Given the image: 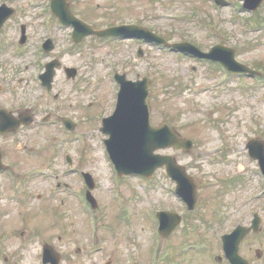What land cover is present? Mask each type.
<instances>
[{"label":"rangeland","instance_id":"rangeland-1","mask_svg":"<svg viewBox=\"0 0 264 264\" xmlns=\"http://www.w3.org/2000/svg\"><path fill=\"white\" fill-rule=\"evenodd\" d=\"M228 1L230 4L218 8L214 0H71L78 12L91 13L88 19L96 22L97 27L138 20L172 44L192 42L206 52L216 44H223L237 50L240 63L261 71L264 76V28L255 27L257 21L264 19V1L255 12L243 9V0ZM92 40L73 60L65 58V63L75 64L79 72L76 80L62 87L61 111L76 112L80 139L62 142V138L49 137L52 132L57 133L55 127L40 128L29 131L20 144L10 141L11 146L7 147V160L18 167L14 179L0 174V191L5 198L0 201V264H43L42 243L46 241L52 242L61 254L64 259L61 264H106L109 260L112 264H129L130 260L153 264L149 254L154 245L153 217L148 214L149 209L160 207L182 212L170 189L161 187V182H171L165 168L158 169L151 178L117 175L105 149L103 138L107 136L100 130L101 117L113 112L115 100L109 67L102 64L103 58L115 62L128 78L148 75L153 121L170 123L194 142L189 152L174 148L158 150L174 156L185 166L199 188L201 201L196 213L203 212L206 216L197 220L199 213L192 215L200 228L198 232H189L187 241L207 237L212 240L210 247H214L218 243L215 231L222 234L238 223L249 224L252 212L261 209L262 231L250 243L264 254V182L258 162L250 158L246 149L250 140H264V84L148 44L142 45L144 55L138 56L137 47L141 45L138 41L97 43L89 48ZM22 147L21 156L17 149ZM32 148L46 151L41 154L37 149L41 161L26 160ZM56 149L60 154L53 165L61 167L60 172L64 170L61 154L69 152L82 170L94 175L97 186L92 192L98 200L95 232L99 238L94 244L91 232L95 228L81 209L77 213V201L62 190H55L56 179L31 171L53 161L48 155ZM84 185L78 179L76 186L85 190ZM26 186L30 188L22 196L23 204L9 200L13 190ZM50 191H55L51 201ZM121 200L131 210L130 216L128 210H118L122 205L116 202ZM207 224L211 228L203 231ZM133 229L138 230L132 232ZM171 241L174 243V239ZM171 241L155 245L154 251H158L153 257L155 264H176L166 260V253L171 252L166 243ZM176 245L181 247L183 243ZM98 246L104 249L94 252ZM256 248L250 253L255 260ZM180 250L173 253L172 259H181ZM4 256L9 258L8 262L3 260ZM196 259L200 264L208 260L203 253Z\"/></svg>","mask_w":264,"mask_h":264},{"label":"flooded vegetation","instance_id":"flooded-vegetation-1","mask_svg":"<svg viewBox=\"0 0 264 264\" xmlns=\"http://www.w3.org/2000/svg\"><path fill=\"white\" fill-rule=\"evenodd\" d=\"M64 2L69 4L75 16L90 24L94 29L112 25L97 27L96 22L88 19L91 13L78 12L73 8L71 0H0V126L1 124L12 123L14 117L23 116L27 119H34L32 124L22 125L11 133L3 134L0 132V150L9 172H14L18 167L15 162L7 160V147L11 146L10 141H16L20 144L23 136H28L29 131L55 127L57 133L52 132L50 138L56 140L62 138V142H65L66 139L68 142L73 143L80 132L76 112L74 110L70 113L61 111L64 108V101L61 100L62 87L68 81L76 80V74L79 72V67L73 63L66 64L65 58L67 57L69 62L73 60L74 55L87 44L90 38L93 40L89 48H94L97 43H107V41L99 40L94 34L85 35V33L82 39L77 37L76 40L74 24L71 22L68 23L69 25L64 24L59 16L61 9L64 10ZM53 4L57 14L54 11ZM79 35L81 36L80 33ZM42 77L49 81L51 89L46 87L47 85ZM13 90L17 95H13ZM19 98H21V101ZM37 149L32 148L26 154L27 161L34 158L42 160L39 153L46 154V151L38 149L39 153H37ZM23 150V147L17 149L19 155ZM33 151H35V154H33ZM59 154V149H56V151L51 150L48 156H51L53 161H48V165H44L45 167L41 166L44 163L35 166L31 171L37 173L38 171L47 170L53 173L54 177L48 178L56 179L55 186L57 189L62 190L66 196L77 201L78 213L80 212V202L76 196L75 188L80 177L75 173V170L79 169L80 165L69 152H63L61 160L64 170L60 172L62 168L53 165ZM3 173H6V171L0 172V174ZM7 177L12 179L9 176ZM61 177L68 178V180L59 181ZM29 188L30 186H26L23 190H13L9 195V200L19 201V204H23L22 196L28 194ZM49 193H52L49 199L51 201L55 197V191ZM1 200H5V198L0 191ZM162 209L177 212L171 208ZM181 211L178 212L181 216L180 222L171 232V238L174 239L172 256L176 250L184 246L179 247L176 244H185L187 238L190 237L189 232H198L200 228V225L192 220L195 218L192 217L193 213H187L185 206L181 207ZM204 216L206 214L200 212L196 219L203 220ZM207 227H211V225H205L203 230ZM259 234L261 232L258 234L250 233L241 243L240 253L248 259L249 264H261L263 262L262 249L261 257L256 258L257 260L252 259L253 257L250 255L251 251L256 248L255 244L250 242ZM58 238H61V236L59 235ZM175 238L183 239L178 241ZM197 240L210 241L207 237H201ZM48 243L55 247L52 242ZM181 251V259L173 261L176 264H186V262L188 264H200L202 262L196 258L201 253L208 258L203 264H232L225 255L222 243H217L214 247L199 251L188 253H182ZM205 251L207 255L204 253Z\"/></svg>","mask_w":264,"mask_h":264},{"label":"water","instance_id":"water-1","mask_svg":"<svg viewBox=\"0 0 264 264\" xmlns=\"http://www.w3.org/2000/svg\"><path fill=\"white\" fill-rule=\"evenodd\" d=\"M225 3L223 0H218ZM245 6L256 9L262 0H245ZM61 14L66 17L67 11L61 9ZM75 21V20H74ZM101 36L121 35V36H144L157 42H165L162 37L157 36L144 27L138 26H118L103 31L95 32ZM183 51L193 53L198 56L219 60L233 70L250 71L256 73L244 65L235 61V50L222 45L214 47L210 53H203L191 43H177L173 45ZM122 80V90L119 96V104L115 114L104 121L102 130L111 135L107 140L110 153L120 172L143 173L152 175L159 166L167 165L168 172L178 181V191L190 204L196 202V184L186 169L179 165L176 159L169 155L154 153L158 148L175 146L189 151L193 147V142L181 137L171 126L164 123L154 125L151 120V109L149 106V85L148 77L142 81L131 82L120 76ZM19 124H16L17 127ZM251 153L258 158L264 170V143L252 141L249 144ZM1 167V153H0ZM93 187V183L91 184ZM259 220L254 221V229L257 231ZM249 229L238 228L231 235L226 236L228 251L236 264H245L239 257L238 247L240 241L245 237ZM45 261L47 256L54 264H58L59 256L49 247L45 248Z\"/></svg>","mask_w":264,"mask_h":264}]
</instances>
